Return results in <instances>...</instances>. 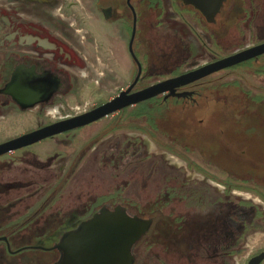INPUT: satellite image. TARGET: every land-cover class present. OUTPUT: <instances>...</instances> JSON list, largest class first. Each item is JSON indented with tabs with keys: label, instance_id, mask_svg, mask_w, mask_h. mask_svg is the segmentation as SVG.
Returning a JSON list of instances; mask_svg holds the SVG:
<instances>
[{
	"label": "rangeland",
	"instance_id": "374dc122",
	"mask_svg": "<svg viewBox=\"0 0 264 264\" xmlns=\"http://www.w3.org/2000/svg\"><path fill=\"white\" fill-rule=\"evenodd\" d=\"M150 4L149 25L140 34L149 38L144 83L264 40V0H226L214 23L181 0ZM64 9L67 17L81 15L79 6ZM54 19L71 35L92 30L97 44L115 35L112 23L63 26ZM119 52L125 63L121 45ZM193 87L196 102L148 101L0 157V185H6L0 204L13 203L8 222L23 224L11 249L42 239L62 220L121 204L153 216L150 232L135 246L137 264H247L264 248V54ZM76 107L92 105L59 112L72 114ZM48 109L0 120V142L56 120L58 113ZM140 111L145 116L127 120ZM51 242L44 238L41 245ZM57 258L56 251L40 249L10 253L0 241V264H53Z\"/></svg>",
	"mask_w": 264,
	"mask_h": 264
},
{
	"label": "flooded vegetation",
	"instance_id": "af4514ba",
	"mask_svg": "<svg viewBox=\"0 0 264 264\" xmlns=\"http://www.w3.org/2000/svg\"><path fill=\"white\" fill-rule=\"evenodd\" d=\"M29 1L37 2L36 4H39L40 7L33 9L17 0H0V120L23 111L33 109L43 111L55 107L57 108L55 113H58L56 120H59L88 111L112 99L121 91L128 90L130 87L129 92L131 93L152 84L149 81L144 83L145 76L149 73L150 68L149 38L147 35H143V38L140 36L141 32L146 30L149 25L147 12L150 10L151 0ZM56 5L57 7H55ZM65 6L69 8L79 6L80 17L78 18L79 15L76 14L67 17ZM160 6L158 5V7ZM55 16L62 20L63 26H74L81 22L86 24L88 21L112 23L115 26V35L111 38L106 36L103 42L97 44L92 30L88 32L75 29L76 34L71 35L67 28L61 27L55 22ZM134 27L135 33L131 52L129 44ZM255 44L257 43L248 44V46L245 45L242 48ZM120 45L124 47L126 53L127 60L125 63L122 62L120 57ZM216 59L219 58L203 64ZM196 67L186 68L174 76ZM198 81L177 88V91H191V96H169L164 98V94H161L137 104L126 106L109 115L115 117L119 113L127 111L130 107L156 99H160L163 103L169 100L177 103L182 101L196 102L199 93L193 85L195 86ZM91 84H95L97 87L93 89ZM112 87L115 90H112ZM93 95H97L95 100L87 99L93 98ZM104 95H107V97ZM73 104H91L92 107L81 111L76 107L77 111L72 114H60V108L69 106L70 109ZM143 116H145V112L140 111L135 114H128L126 118L134 121ZM152 127L154 128V126ZM29 146L20 148V150ZM17 150L19 151V149ZM2 156L4 154L0 157ZM95 212L96 210L77 223H73L74 225L71 224L72 226L63 232L76 227L78 223L91 217ZM128 213L130 212L128 211ZM138 216L151 218L153 223V216ZM152 223L147 233L133 247L134 264H137L134 253L135 246L150 232ZM57 240L53 241L51 245ZM23 246L39 245L28 244ZM49 251H56L59 257L57 250Z\"/></svg>",
	"mask_w": 264,
	"mask_h": 264
},
{
	"label": "water",
	"instance_id": "95a60500",
	"mask_svg": "<svg viewBox=\"0 0 264 264\" xmlns=\"http://www.w3.org/2000/svg\"><path fill=\"white\" fill-rule=\"evenodd\" d=\"M225 1L181 0L183 4L198 10L208 23L216 21ZM134 33L135 27L129 44L131 52ZM263 54L264 40L179 75L154 82L140 90L130 93V87L88 111L50 122L0 142V156L46 138L86 126L126 106L161 94H164V98L191 96V91H177V88L249 59H257ZM151 223V218L130 214L121 204L113 207L102 205L91 217L63 232L59 239L49 247L23 246L12 250L6 236H0V241L5 242L10 253H17L26 248L57 250L59 257L53 264H134L133 247L147 233ZM263 262L264 250H261L251 256L247 264H262Z\"/></svg>",
	"mask_w": 264,
	"mask_h": 264
},
{
	"label": "trees",
	"instance_id": "16d2710c",
	"mask_svg": "<svg viewBox=\"0 0 264 264\" xmlns=\"http://www.w3.org/2000/svg\"><path fill=\"white\" fill-rule=\"evenodd\" d=\"M220 13V12H219ZM218 13V14H219ZM218 16V15H217ZM256 59H249L247 61H244L242 63L239 64H244V63H248L250 61H255ZM237 64V65H239ZM1 188L6 187V185H0ZM5 193V190L4 192ZM264 200V197H263ZM13 203H5V204H0V236L4 235L8 238L9 242L12 240L11 237L13 234L17 233V231H19L23 224H17V222H8V218H9V212L10 209L12 208ZM8 213V215H7ZM81 220V219H80ZM80 220H62V222L58 223V225L52 227L51 231L49 233L46 234V236L42 237V239L44 238H51L52 242L57 240V235L61 234L65 229L70 228L74 223H77ZM74 225V224H73ZM42 239L36 240V242L33 243V245H41L42 243ZM50 244V245H51ZM25 250H33V249H25ZM41 250V249H40ZM45 251V250H43ZM47 252V251H45Z\"/></svg>",
	"mask_w": 264,
	"mask_h": 264
},
{
	"label": "bare ground",
	"instance_id": "6f19581e",
	"mask_svg": "<svg viewBox=\"0 0 264 264\" xmlns=\"http://www.w3.org/2000/svg\"><path fill=\"white\" fill-rule=\"evenodd\" d=\"M51 113H55L56 111H57V108L55 107V108H53V109H50L49 110ZM215 184V183H214ZM216 185V184H215Z\"/></svg>",
	"mask_w": 264,
	"mask_h": 264
},
{
	"label": "crops",
	"instance_id": "0c3cea01",
	"mask_svg": "<svg viewBox=\"0 0 264 264\" xmlns=\"http://www.w3.org/2000/svg\"><path fill=\"white\" fill-rule=\"evenodd\" d=\"M263 249H264V248H263ZM262 264H264V262H263Z\"/></svg>",
	"mask_w": 264,
	"mask_h": 264
},
{
	"label": "built area",
	"instance_id": "2783aa9c",
	"mask_svg": "<svg viewBox=\"0 0 264 264\" xmlns=\"http://www.w3.org/2000/svg\"><path fill=\"white\" fill-rule=\"evenodd\" d=\"M248 46V45H247Z\"/></svg>",
	"mask_w": 264,
	"mask_h": 264
}]
</instances>
